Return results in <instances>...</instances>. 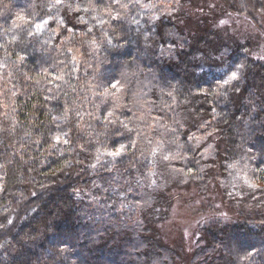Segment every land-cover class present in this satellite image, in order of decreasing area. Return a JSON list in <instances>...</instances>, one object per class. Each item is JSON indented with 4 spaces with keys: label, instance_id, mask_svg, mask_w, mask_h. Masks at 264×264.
<instances>
[{
    "label": "trees",
    "instance_id": "1",
    "mask_svg": "<svg viewBox=\"0 0 264 264\" xmlns=\"http://www.w3.org/2000/svg\"><path fill=\"white\" fill-rule=\"evenodd\" d=\"M218 1L0 0V264H264V0Z\"/></svg>",
    "mask_w": 264,
    "mask_h": 264
},
{
    "label": "rangeland",
    "instance_id": "2",
    "mask_svg": "<svg viewBox=\"0 0 264 264\" xmlns=\"http://www.w3.org/2000/svg\"><path fill=\"white\" fill-rule=\"evenodd\" d=\"M222 2L220 0V2H213L212 5L214 8L219 7L220 9H222ZM193 14H197V12L195 10H192ZM230 14L232 16H235L237 18L242 17L243 15H236V14H232L230 12ZM231 15H226L221 17L219 20L220 24H224L226 27L230 28L233 32L235 31H240V19H237L235 17H232ZM261 17H263V20H261V25L264 26V14L261 15ZM243 19H245L246 21H248L247 17L243 16ZM244 22V21H243ZM249 22V21H248ZM190 193H187V195H189ZM197 220H192V218L188 215V211L182 207L181 204H177L176 208H175V212L173 215V219L172 221L169 223L168 228L166 229V233H173V229H178V228H182L183 232L185 234L186 237H189L191 230L190 228L193 227L196 224Z\"/></svg>",
    "mask_w": 264,
    "mask_h": 264
},
{
    "label": "snow or ice",
    "instance_id": "3",
    "mask_svg": "<svg viewBox=\"0 0 264 264\" xmlns=\"http://www.w3.org/2000/svg\"><path fill=\"white\" fill-rule=\"evenodd\" d=\"M18 19L21 20V21H23V22H25V23H27V21H25V18L23 16H20ZM236 78H237V73L236 72H233L232 75H231V77H230V79L235 80ZM228 82H229L228 80H224L223 83L224 84H227ZM113 87H115V84H113ZM56 139H57V141H59V137H57ZM124 147H125L124 145H120V148L117 149V151L112 152V153H109V155L119 156L120 153H121V151L124 149Z\"/></svg>",
    "mask_w": 264,
    "mask_h": 264
}]
</instances>
